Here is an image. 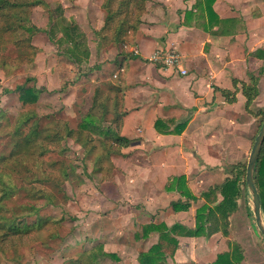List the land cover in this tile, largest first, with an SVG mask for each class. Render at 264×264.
<instances>
[{
  "label": "crops",
  "instance_id": "1",
  "mask_svg": "<svg viewBox=\"0 0 264 264\" xmlns=\"http://www.w3.org/2000/svg\"><path fill=\"white\" fill-rule=\"evenodd\" d=\"M208 5L207 0H150L137 44L132 47L139 53L133 52V59L124 62L128 88L121 134L132 143L124 150L125 156L117 157L122 165L114 163L113 179L95 191L99 207L110 211L103 216L107 227L103 225L99 236H94L109 254L108 264H140V255L159 243L157 262L161 264H214L222 254H230L232 264H264V251H258L264 249L263 237L253 231L251 245L236 236L235 212L223 220L217 211L221 201L215 207L201 197L191 202L189 210L176 212L172 202L185 199L177 191L167 190L173 178L184 176L189 181L193 172L202 170L199 163L222 160L216 154L226 153L241 141L246 153L263 124L261 117L247 112L242 85L256 83L258 95L252 110L264 111V0H214L211 10ZM165 49L181 53L187 75L148 63L156 51ZM114 50L102 54L110 56ZM98 64L101 66L94 70L98 74L113 66ZM234 81L238 93L236 101L229 103L222 90L234 91ZM159 119L161 132L155 129ZM184 123L182 134L167 132L181 129ZM216 128H220L219 134H207ZM216 137L220 141H214ZM216 144L222 149L215 153L212 146ZM203 204L216 211L217 233L201 237L169 234L165 238L162 227L195 229L197 210ZM245 211L249 218V205ZM226 220L231 222L228 234ZM112 222L117 225L114 230L108 229ZM233 242L241 250L235 251Z\"/></svg>",
  "mask_w": 264,
  "mask_h": 264
},
{
  "label": "trees",
  "instance_id": "2",
  "mask_svg": "<svg viewBox=\"0 0 264 264\" xmlns=\"http://www.w3.org/2000/svg\"><path fill=\"white\" fill-rule=\"evenodd\" d=\"M150 0H103L104 25L96 32L98 48L120 46L124 52L135 47V38L141 26L144 24V16L147 13ZM214 0H207L208 8ZM36 7H47L45 0H0V69L6 70L9 66L35 64L40 48L34 44L36 35L41 29L32 24V14ZM68 42L75 49L69 51L74 61L79 62L77 52L80 43L74 28H65ZM13 44L18 55L11 57L5 53L6 47ZM88 57V53H87ZM133 57V55H132ZM125 64L120 67L116 78L109 79L100 85L95 91L93 105L88 115L77 128L70 127L63 119L49 117L45 125L41 124V118L32 109L22 112L14 121L7 122L12 130L8 132L11 137L12 150L8 156H0V246L5 251L11 238L23 239L35 230L42 229L43 224L37 220L29 223L28 219L37 216L46 206H61L68 201L65 184L75 174L74 166L70 160L64 157L65 148L62 146L66 140H74L85 150L86 157H93L95 164L94 173L101 176V181L110 180L113 177L115 164L113 158L125 156L124 150L131 146V141L122 136V128L125 112V97L127 82ZM36 79H27L15 90H4L3 94L18 93L24 105L37 104L44 89H38ZM237 81H234V91L222 90L223 96L229 103L236 101L238 93ZM242 91L245 95L246 110L255 117H261L264 122V111H253L252 104L258 95L256 83L246 85L243 83ZM6 117H3V119ZM160 119L155 124V129L160 131ZM105 124V125H103ZM187 123L182 124L181 129L167 131L182 134ZM3 126L0 125V131ZM100 136L93 138V133ZM256 138V137H255ZM254 138V141H255ZM55 156V158H53ZM47 160V165L43 167ZM51 169V171H49ZM246 164L237 163L231 166L228 176L222 183L209 188L201 197L214 203L221 195L222 201L217 207L223 220L231 212H237L241 208L240 200L245 199L248 192L246 184ZM38 171L40 173H38ZM255 183L258 188L262 214L264 218V145L256 163L254 173ZM42 186V187H39ZM169 191H177L185 200L172 202L174 211H186L191 207V202L199 201L193 196L186 185L184 177L173 178ZM22 195L20 198H17ZM246 201V200H245ZM248 203V202H247ZM49 222V221H48ZM52 222V221H51ZM230 221L224 223V231L229 233ZM157 228V227H153ZM165 238L169 234H178L188 237L211 236L220 229L219 220L214 209L203 204L197 210V224L195 229H189L182 225H174L170 228L162 227ZM50 238L57 234L52 231ZM175 247L177 241H174ZM15 248V243H11ZM161 244L151 248L149 253L141 254L140 264H161L157 261ZM235 251L241 250L235 245ZM109 254L98 245L95 251L84 250L76 258H71L63 264H100L102 257ZM16 258V257H15ZM230 261V262H229ZM214 264H232L230 254L219 255Z\"/></svg>",
  "mask_w": 264,
  "mask_h": 264
},
{
  "label": "rangeland",
  "instance_id": "3",
  "mask_svg": "<svg viewBox=\"0 0 264 264\" xmlns=\"http://www.w3.org/2000/svg\"><path fill=\"white\" fill-rule=\"evenodd\" d=\"M45 1L47 7L34 8L31 17L32 24L41 29L34 39V44L41 50L36 57L35 64L18 65L15 62V65L9 66L6 70L0 69V125L3 126L0 131V156H8L12 150L11 137L8 134L12 127H8L7 122L11 123L26 110L35 111L41 118L42 125L51 120L48 118L52 116L68 122L70 127L77 128L93 105L96 89L109 79H115V76L120 72L118 68L126 60H131L134 57L132 48L125 52L120 46L98 48L96 32L103 26L99 30L96 28L99 24L104 25L103 0ZM67 27L74 28L78 35L77 40L81 49L77 52L79 62H75L69 54V51L75 48L68 42L65 34ZM136 38L135 43L137 44ZM113 48L116 49L113 55L102 54ZM5 53L11 57L18 55L13 44L6 47ZM98 63H112L113 66L104 74H98L94 71L101 66ZM148 63L153 64L149 60ZM174 71L181 75L177 70ZM27 79H36V83L31 82L30 85L36 84L38 89H44L37 104L24 105L18 93L3 94L6 89L15 90ZM3 117L6 118L3 119ZM219 133L220 128L207 132L210 136ZM99 136L100 133L92 134L94 139ZM213 140L214 138L211 141ZM214 141H220V139L216 137ZM242 142L228 149L226 153L216 154V158L218 156L223 158L222 160L215 159L208 163H199L202 170L200 169L198 173L193 172L189 181L184 176H180L185 178L188 189L190 182L194 192L198 196L200 195V197L194 195L189 189L193 196L201 199L202 193L210 185L223 182L232 165L243 163L247 166L254 139L251 140V145L246 153L243 150ZM62 146L66 150L64 157L70 160L75 171V174L72 175L73 178L64 186L68 201H65L61 206L43 207L37 216L28 219L29 223L35 220L38 223L41 222L42 229L25 235L23 239L11 238L7 242L10 244L6 246L5 251H1L0 246V264H63L71 258H76L84 250L95 251L99 245L94 236H99L104 228L103 225L107 227L108 221L103 220V216L109 214L110 211L99 207L95 191L99 190L108 180L101 181V176L94 173L93 157H86L85 150L77 142L69 139L64 141ZM212 147L215 153L222 149L218 144ZM113 159L114 163L122 165V162L116 161V157ZM47 160H42L45 164L44 168L47 165ZM172 162L171 160L170 163L172 164ZM38 173L40 172L38 171ZM112 179L113 177L110 181ZM21 196L19 195L17 198ZM250 200L249 193L245 199L240 200L241 208L235 213L233 228L236 236H241L245 241L254 245L251 241L253 231L261 234L256 228L252 214L248 218L245 211V205L250 206L251 204ZM220 201L222 198L218 196L213 206L216 207ZM109 226H112L108 227L110 230L117 227L113 222ZM52 231L57 234L54 238L49 237V233ZM139 232L140 229L137 233ZM261 242L263 243V241ZM11 243H15V248ZM233 243L234 247L238 245L237 242ZM258 251L263 252L264 249L259 248ZM106 258L110 259V257H102L99 263L108 264ZM186 264L195 263L188 262Z\"/></svg>",
  "mask_w": 264,
  "mask_h": 264
},
{
  "label": "water",
  "instance_id": "4",
  "mask_svg": "<svg viewBox=\"0 0 264 264\" xmlns=\"http://www.w3.org/2000/svg\"><path fill=\"white\" fill-rule=\"evenodd\" d=\"M263 145H264V122L261 126L258 135L255 138L246 169V184L248 187V193L251 198L250 200L251 214L254 218L257 230L264 239V218L262 214L261 198L254 178L256 163L260 156Z\"/></svg>",
  "mask_w": 264,
  "mask_h": 264
},
{
  "label": "built area",
  "instance_id": "5",
  "mask_svg": "<svg viewBox=\"0 0 264 264\" xmlns=\"http://www.w3.org/2000/svg\"><path fill=\"white\" fill-rule=\"evenodd\" d=\"M133 52L139 53L136 49H133ZM149 61L163 69L177 70L183 76L188 74L184 58L177 49L158 50L149 58Z\"/></svg>",
  "mask_w": 264,
  "mask_h": 264
}]
</instances>
